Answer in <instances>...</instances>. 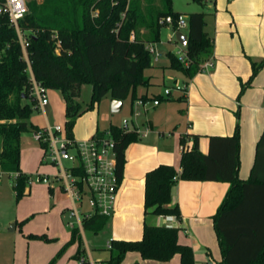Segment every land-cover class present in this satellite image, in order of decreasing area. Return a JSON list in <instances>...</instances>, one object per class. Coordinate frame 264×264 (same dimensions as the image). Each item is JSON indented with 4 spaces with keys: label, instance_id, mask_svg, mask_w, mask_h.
<instances>
[{
    "label": "trees",
    "instance_id": "1",
    "mask_svg": "<svg viewBox=\"0 0 264 264\" xmlns=\"http://www.w3.org/2000/svg\"><path fill=\"white\" fill-rule=\"evenodd\" d=\"M131 0H44L30 3L19 26L27 38V53L34 77L47 89L60 90L65 101L66 135L75 140L73 129L79 117L92 110L105 96L125 100L137 98L139 86H150L145 70L152 67V55L147 42H160L162 25L159 19L179 12L173 10V0H165L167 9L150 25L148 39L137 35L138 24L144 18ZM204 3L203 0H193ZM205 12L187 14V60L168 51V67L183 72L189 78L202 70L204 62L213 55L214 44L206 32ZM135 32V39L131 34ZM57 37V38H56ZM58 40L62 43L58 45ZM253 73L243 84L244 91L264 66V57L252 61ZM92 86L91 99L86 106L80 100L84 85ZM32 80L25 53L16 28L8 15H0V177L3 173L17 174L14 188L17 199L26 194L31 175L22 173L21 151L23 135L42 130L32 122V105L37 103L32 92ZM156 98L168 100L162 95ZM146 100V97H141ZM182 95L178 100H184ZM116 142L117 175L121 184L128 146L140 137L136 130L111 125ZM98 136L105 131H97ZM193 145L187 146V138ZM208 153L199 148L200 135H184L180 177L185 180L223 181L231 184L214 216L215 228L223 252L222 264H264V130L259 139L251 176L239 177L240 124L231 136L211 135ZM46 148L47 143L42 142ZM74 173L83 175L80 165ZM178 171L173 165L161 164L146 174L145 209L158 215L180 217L178 206L169 207L173 178ZM110 217L95 213L82 220L85 231L100 232ZM29 238L51 240L47 235ZM78 241V253H83L79 227L72 230L69 244ZM109 248L110 258L104 264H120L126 254L138 251L144 259L169 261L176 254L182 264H196L194 250L179 242V228L166 225H145L138 240L114 239ZM64 248L57 255L64 252ZM56 258L50 263L52 264Z\"/></svg>",
    "mask_w": 264,
    "mask_h": 264
},
{
    "label": "crops",
    "instance_id": "2",
    "mask_svg": "<svg viewBox=\"0 0 264 264\" xmlns=\"http://www.w3.org/2000/svg\"><path fill=\"white\" fill-rule=\"evenodd\" d=\"M212 3L216 12L212 13L210 25L206 15L205 30L213 40L214 50L202 65V70L189 78L183 72L169 68L166 54L168 51L175 52L174 47L163 51L160 41L157 46L162 53L161 59L145 70L151 85L139 86L135 100L129 95L123 100L121 111H111L122 112L130 99V108L136 111L135 118L145 117L143 127L139 119L124 120V126L129 131H138L140 139L131 143L126 150L124 177L117 194L115 213L105 226L111 228L110 239H141L145 224L175 226L179 228V242L193 248L196 264L223 262L214 216L231 184L182 179V136L200 135L199 148L203 153H208L209 137L233 135L239 115V177L247 180L251 176L257 145L264 130V66L252 84L242 91L243 84L253 73L252 61H260L264 57V0H213ZM184 33L187 35V31ZM174 46L179 50L186 47L177 41ZM206 63L210 65L206 66ZM179 77L182 78V86L186 87L185 91L176 90L177 93L165 96L156 90L162 84L167 87V80L181 85ZM158 95L169 99L160 100L156 105L153 101ZM182 95H185V99L178 100ZM105 97L110 102L113 99L110 95ZM236 106H239L238 114L235 112ZM100 124L98 120L84 141L97 131L108 130L111 125L123 126V122L115 124L110 121L103 127ZM54 126L48 121L39 127ZM163 129L170 132L171 137L165 136ZM28 133L33 139V132ZM30 137L23 135V141L28 140L29 144L34 141L36 146L30 147L24 156L22 141V173L47 176L50 183L34 180L27 186L26 194L18 200L14 188L15 174L1 175L0 264H50L55 258L52 264H104L110 258V251L106 253L92 246L82 222L70 217L72 201L62 183L54 179L58 173L56 166L43 161L44 149L35 138L31 141ZM192 145L193 138L190 136L187 146ZM29 160L33 166L27 165ZM161 164L178 168L179 177L173 186L169 207L178 206L180 217L145 212L146 174ZM5 175L9 179H5ZM170 216L172 220H169ZM70 222L74 223L73 226L69 225ZM75 227L80 228L82 236L84 251L81 254L78 253V241L67 245ZM31 234L47 235L51 240L29 238ZM63 248L64 252L57 257ZM121 264L182 263L179 254L169 261H159L144 259L140 252L131 251Z\"/></svg>",
    "mask_w": 264,
    "mask_h": 264
},
{
    "label": "built area",
    "instance_id": "3",
    "mask_svg": "<svg viewBox=\"0 0 264 264\" xmlns=\"http://www.w3.org/2000/svg\"><path fill=\"white\" fill-rule=\"evenodd\" d=\"M131 0H128V6ZM204 2L213 0H203ZM29 10L28 0H0V15H8L11 24L16 28L20 42L22 44L25 57L28 62L29 72L32 80V92L36 95L35 99L39 107L44 108L49 103L48 90L37 82L32 71L31 62L27 53L29 42L19 26V21L24 18ZM162 26L169 25L174 30L175 41L177 31H188L187 15L179 13L178 16L172 14L162 16L159 19ZM136 37L135 32L131 34V39ZM57 38V37H56ZM180 43L179 41H177ZM62 42L58 40V45ZM159 42H147L146 48L152 55L153 63L158 62L162 53L158 48ZM181 44V43H180ZM183 61L187 60L186 47L176 53ZM210 63H206V66ZM186 87L175 83L174 86H167L164 89L165 96L172 94L173 90L185 91ZM154 104H159L158 98L154 99ZM127 121H125L126 123ZM125 127V126H123ZM127 128V127H126ZM34 138L40 144L47 143L44 149L43 161L58 166V173L54 175V179L60 184L62 183L65 193L72 201L70 209V217L75 218L78 222H82L84 218L91 217L95 213L111 217L115 213V204L120 183L117 175V156L116 142L110 130H106L105 134L98 136L97 134L87 140L78 143L76 140H70L65 129L56 125L54 127L44 128L33 133ZM183 150L186 146L182 147ZM73 151V152H72ZM64 160L71 161V166L65 167ZM82 167L83 175H77L74 170ZM18 175L15 174V177ZM178 176L174 177L177 180ZM42 181L49 184L50 179L47 176L39 174L31 177L29 185L32 182ZM88 207V208H86ZM172 220L173 217H168ZM70 222L69 225L73 226ZM111 242H108V248H111Z\"/></svg>",
    "mask_w": 264,
    "mask_h": 264
},
{
    "label": "rangeland",
    "instance_id": "4",
    "mask_svg": "<svg viewBox=\"0 0 264 264\" xmlns=\"http://www.w3.org/2000/svg\"><path fill=\"white\" fill-rule=\"evenodd\" d=\"M44 0H28V7L30 3H36V4H41ZM134 4L137 5V9L144 18L143 23H139L137 27V35L144 39H148L152 32L151 28V21L153 19L159 18L164 11L167 9V4L165 0H135L133 2ZM173 10L182 14H190L194 12H205L207 13V20L209 22V25L212 23L213 15L212 13L216 12V8L212 1L204 2V3H199L193 0H173ZM186 31V30H185ZM161 49L163 51H168L169 49L173 48L175 53H179V49L174 46L175 44V35H174V30L171 26L166 25L163 26L161 29ZM164 60L166 57L164 56ZM181 78V77H179ZM151 82V81H150ZM181 85H183L182 78L180 79ZM167 86L171 87L174 86L175 83L173 81H166ZM166 85L162 84L157 87V91L162 92L164 94V89ZM48 90V96H49V104L45 107L43 110L42 107H39L37 103H34L32 105L33 107V112L31 115V120H33L34 123L38 124V126H44L47 124L49 121L52 125H60L65 129L66 125V116L64 112V101H63V95L60 90L57 89H47ZM91 93H92V86L90 84L84 85L82 89V94L80 97V100L82 103L86 106V104L90 101L91 99ZM173 93H177L176 90H173ZM33 95V92H31ZM33 97H36L34 95ZM130 99L126 102L125 109L120 112V113H112L111 112V102L107 97H104L100 102H98L95 107L92 110H89L85 112L80 119L78 118L74 129H73V134L75 140L80 143L83 142L84 139L88 136V134L91 132L92 127L96 126L98 120H100V126H106L109 124V122H113L115 124L123 122L124 126V120L129 119L130 121L135 118V113L136 111H132L130 108ZM239 106L235 107V112L238 114V109ZM143 117H136L135 119H139L140 124L142 125L143 122ZM123 120V121H122ZM241 125V121L239 119V115L237 116V124ZM143 127V125H142ZM166 131L165 136L171 137V133L168 132L166 129H163ZM24 136H27L28 138L30 137L29 133H25ZM31 141H33L32 137H30ZM25 139V138H24ZM28 140H24L23 142V155L26 156L27 150L30 147H33V145L36 146V143L33 141L32 143H27ZM73 152V151H72ZM63 164L65 167L71 166L73 163L68 160H64ZM27 165L33 166L32 161L29 160L27 161ZM26 165V166H27ZM175 167V166H174ZM33 168V167H31ZM176 168V167H175ZM56 169L58 171V166H56ZM34 170V169H33ZM178 171V168H176ZM35 173V171H31ZM28 175H31V173H28ZM36 173L31 175V177H36ZM5 179H9L7 175H5ZM88 208V207H86ZM145 212L146 209H145ZM149 212V211H148ZM69 214H67V217ZM66 217V218H67ZM146 225V224H145ZM149 225V224H147ZM145 227V226H144ZM123 230V228L121 229ZM88 234V238L90 240V244L92 246H95V248H100L101 251H104L106 253L109 252V249L107 247V242H111L114 239H110V233H111V228L109 226L105 227L103 230H101L98 233H95L93 231H86ZM144 234V230H143ZM143 237V235H142ZM111 240V241H110ZM94 248V247H93ZM122 263V262H121ZM120 263V264H121Z\"/></svg>",
    "mask_w": 264,
    "mask_h": 264
},
{
    "label": "water",
    "instance_id": "5",
    "mask_svg": "<svg viewBox=\"0 0 264 264\" xmlns=\"http://www.w3.org/2000/svg\"><path fill=\"white\" fill-rule=\"evenodd\" d=\"M176 39L183 46H187L188 36L184 32L177 31V33H176ZM122 107H123V100L112 99V101H111V111L112 112H119V111H121Z\"/></svg>",
    "mask_w": 264,
    "mask_h": 264
}]
</instances>
